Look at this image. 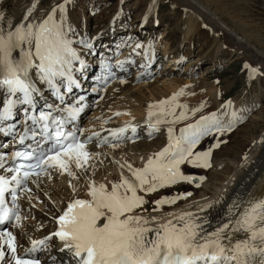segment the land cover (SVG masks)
<instances>
[{
    "label": "snow or ice",
    "instance_id": "6c2138e0",
    "mask_svg": "<svg viewBox=\"0 0 264 264\" xmlns=\"http://www.w3.org/2000/svg\"><path fill=\"white\" fill-rule=\"evenodd\" d=\"M37 3L27 10L21 23L0 26V94L3 95L0 123L7 124L0 135L11 134L15 138L17 125L10 122L17 110L24 128L17 141L23 150L12 152L10 164L7 154L0 151V171L9 174L0 175V264H45L38 254H43L48 264H264V199L247 205L243 200L233 201L227 209V221L212 231L208 230L211 219L200 215L209 211L211 205L197 212L168 213L171 218L164 222L141 214L147 211L143 207L147 195L179 182L199 187L204 177L184 174L181 166L209 169L212 152L220 147L221 141L217 139L203 151L196 150L197 146L214 132L230 131L238 119L233 112L225 125L216 113L202 115L186 123L177 134L173 125L190 119L188 106L175 103L184 95L183 89L169 99L148 105L147 135L151 137L160 131L159 125L168 124L167 144L149 157L142 169L129 164L131 180L121 175L119 182H112L110 187L89 183V199L76 198L68 203L55 218V231L42 239L29 237L30 247L20 244L17 235L8 228L20 227L14 223L21 220L17 200L21 193L31 192L29 182L39 186L42 181L52 179L53 172L72 179L77 178L79 171L87 172L92 154L86 145L94 139L98 147L112 148L125 140L138 139L137 128L131 124L109 130L104 138L93 133L82 139L80 129L69 128L84 105L80 97L69 103L67 96L81 87L80 79L87 71L82 52L74 46V30L66 19L67 7L73 0H62L53 5L45 18L30 20ZM75 44L79 49L92 47L84 39ZM135 48L140 49L141 45L137 43ZM100 66V80L106 86L117 77L109 63L102 61ZM150 66L141 65L145 69ZM118 67L122 68L123 63L119 62ZM244 68L249 79L259 72L248 64ZM119 83L125 81L119 79ZM45 91L57 101L55 105L47 102ZM203 108L201 104L191 109V117ZM177 109L182 110L177 114ZM129 130L132 135L126 136ZM29 139L32 143L25 145ZM5 147L0 145V149ZM73 164L77 172L72 170ZM6 194L12 206L6 201ZM191 195L186 192L163 196L154 201L152 210L160 211L163 206H171ZM233 234L237 236L234 242ZM54 238L60 245L56 253ZM225 240L230 243L226 245Z\"/></svg>",
    "mask_w": 264,
    "mask_h": 264
},
{
    "label": "bare ground",
    "instance_id": "6f19581e",
    "mask_svg": "<svg viewBox=\"0 0 264 264\" xmlns=\"http://www.w3.org/2000/svg\"><path fill=\"white\" fill-rule=\"evenodd\" d=\"M122 1L123 0H118V4H116L115 8L111 11L115 12L112 13L109 18L111 19L109 21L111 27L105 30L104 28L100 29L94 26L95 28H91L93 30V35L89 40H87L89 28L85 24V19H81L82 6L80 5L81 8L79 6L76 8L78 0H73V3L67 7L66 19L67 23L71 25L74 30L75 41L84 39L92 45L90 50L88 48L79 49V46L75 44L74 41V46H77L78 50L82 52L87 65H96L97 59L101 56L96 59L94 58V54L96 49L101 45H104V48L101 49L104 53H119L111 62L112 64L122 62L123 66L128 67V61L137 57L135 58L136 63L132 64V66H138V71L135 73V76L125 79L124 84L115 81L107 90L103 99L94 102L93 106H90L89 103L84 106V109L89 108L90 112L85 119V124L81 131L85 138L93 133H98L100 138H104L109 135V130L118 129L131 124L137 128V133L141 135V139L139 140V144H134L135 142L125 140L116 148L104 145L106 147L103 149L97 146V140L94 139L86 145V150L92 154L89 159L87 172H77L73 164L72 170L77 172V178L75 179L68 177L66 174L60 175L56 172L52 173L53 178L50 179L49 182L52 183L55 189L52 188L53 186L50 187L48 185V182H46L47 179L42 181L39 186L31 183L29 186L31 192L25 194L27 201L24 203L23 207L29 218L27 216L21 218V221H17L20 227H11L10 229L14 235H17L20 244L24 247H30L29 237L32 239H42L44 236L56 230L57 225L55 218L62 213L67 201L76 198L89 199L87 196L89 183H94L96 185L103 183L110 187L112 182H119L121 175L131 180V173L127 168L129 164L133 168L142 169L149 157L154 156L156 152H159L166 146L167 127L170 126L168 124L159 125L160 131L152 135L154 136L159 133L160 136L158 137H160L161 142L152 144L151 140L148 139V128L145 121L148 118L147 112L149 104H157L160 100L169 99L183 89L185 95L179 97L175 103L187 105L188 109L192 104V107H194L195 103L197 105H206V102L214 109L221 110L223 108L220 104V94L215 84L209 83V79L205 78L206 74L204 76L203 74L198 75V73L193 72L186 73L190 81H184V87L182 88L183 84H178L176 79L178 73L171 72L174 70L172 66L184 59L185 56L192 51H186V48H183L182 44L190 43L195 39V36L200 34V38L201 34L205 33V31L202 32L200 30L201 23L205 24H203L205 26L204 28L209 33L204 34V36H211L212 41L209 42L208 39H202L201 37L200 40L202 39L205 48L201 46L197 54L198 57L200 56L199 61L211 60L207 70L212 68L213 72L223 67L224 63L242 59L237 57L235 59L233 58L239 55L238 53H234L233 49L236 47H245V40L249 41V43L252 42V40H256L257 43L260 36L256 33L257 28L264 32V0H166L168 3H172L173 7L176 5L180 6L179 8L184 18V24L182 28H179V33L177 32L178 34H175V36L171 38L173 46H171V44L168 45L167 40L165 44L160 46L158 42L160 40H158L156 44H152L154 33L151 34V30L153 26L156 25V23L152 22L160 20L159 14L157 13V5L165 0H148L146 8L142 10L139 23L141 26L147 25L148 31L138 30L134 32V34L121 37L117 36V33L113 30H118L120 27L123 28L128 22L122 14L123 10L120 5ZM61 2L62 0H39L38 3L37 0H0V16L3 17V19L0 20V26H5L8 23L15 26L21 23L27 10L33 3H37V7L29 17L30 20L45 18L51 11L53 5ZM119 15L120 18L118 17ZM215 23L218 25H215ZM261 30H258L259 33L262 32ZM160 37L161 36H159V38ZM263 39L264 37L261 40ZM137 43L141 45L140 49L135 48ZM194 45H192L193 48ZM231 47H233V49H231ZM258 50L255 49L253 53L259 57L258 59H260V62L262 61L264 63V56L259 54L260 51L258 53ZM253 53H251V55ZM15 54L18 55V53ZM255 55H253V57ZM153 56L161 59H165L169 56V62L172 63L169 66L164 65V70L160 73H156V77L151 80L154 74L150 72L152 76L150 74L142 76L144 71L141 65L144 64V61L147 62L153 59ZM257 65L258 64H256V66ZM261 67L264 68L263 65ZM139 74L141 77H138ZM138 80H142L141 83H136L134 85ZM44 95L46 97V92ZM205 95L208 101L205 99ZM181 110L182 109H177V114ZM154 111L156 110L154 109ZM261 112L257 111L255 117H253V110L250 112L253 116H251V118L249 117L251 119L249 121V127L247 128V134L249 136H242L241 141L237 145L238 148L235 146L237 149L241 147V152L237 154V156H228L227 151V154L225 153L226 156L220 153H218V155H212V168L216 169L222 165L226 166L222 171L214 172L211 176L213 179L204 180L199 184V187H195L198 196L191 195L187 199L179 200L171 206L165 205L160 211L156 212L148 210V206H146L148 203H153V208L155 206L154 199L148 198V202L143 206L147 211H142L141 214L149 218L155 216L160 222H164L171 218L168 216V213L179 215L189 211L197 212L200 208H207L211 205L212 207L209 211L200 213V215L208 216L211 219L212 224L208 227V230L212 231L216 226L227 221V209L233 201L243 200L244 205H247L251 201L264 199V131L257 137H250V135L254 133L259 122H261ZM116 113H121V115H116ZM200 115L201 114H198V116ZM114 117H118L117 121H111V123L116 122L115 124L110 125L105 123ZM237 118H239V120L242 118V111ZM169 119H171V117H169ZM228 121V118H223L225 125L228 124ZM187 122L189 121L181 122L176 124L177 126L173 125V127H183L182 125ZM179 127L178 129L181 128ZM130 132L129 130L126 134ZM0 151L4 152L3 150ZM0 175L8 176L9 174L0 171ZM93 178H95V180ZM69 184L72 185L71 190L68 187ZM49 188L53 190L51 189V192H49ZM169 188L173 190V188L176 187L172 186ZM169 188L160 189V192L156 194L152 193V195L157 199L163 196H170V193L167 191ZM48 193L49 197L47 195ZM59 193L64 196V201L61 196H59ZM40 194L42 197H38ZM140 194L142 195V193ZM41 198L43 200L46 198V201L39 205L43 211L40 210L41 213L33 214L29 208H31V204L32 206L37 205V201L39 202ZM50 198L52 203L49 202ZM41 225L42 227H40ZM38 228L39 230H37ZM21 233H26V235H21ZM236 239L237 236L233 234L232 242ZM53 243L56 245V247L53 248V252L56 253L60 245L55 238L53 239ZM224 243L227 245L230 242L225 240ZM38 255L44 259L45 264H48V260L43 254ZM57 255L62 254L57 253Z\"/></svg>",
    "mask_w": 264,
    "mask_h": 264
},
{
    "label": "rangeland",
    "instance_id": "374dc122",
    "mask_svg": "<svg viewBox=\"0 0 264 264\" xmlns=\"http://www.w3.org/2000/svg\"><path fill=\"white\" fill-rule=\"evenodd\" d=\"M147 1L148 0H123L120 3L122 10H123V12H122L123 17L126 18L128 20V22L123 28L120 27V28H118V30L117 29L113 30L117 33L116 34L117 36L122 37L125 35H131V34H134V32H136L138 30H143V31L149 30L147 25L141 26V24L139 23L140 22V14L142 13V10H144L146 8ZM116 4H118V0H78L76 8H78L77 6H79L80 8L82 6V9H81L82 10V17H81V19H83V18L85 19V24L89 28V30H88L89 35L87 37V40H89L91 38V36L93 35V30L91 28L98 27L100 29L104 28L105 30H107L109 27H111L110 22H109L111 19H109V18H110L112 13H115V12H111V11H112V9L115 8ZM104 5H107V6H104ZM174 7L172 6V3H168V1H166V0L164 2H162L161 4L157 5V13L159 14L161 21L158 19L159 21H156V22L153 21L152 22V23H156V25L153 26V29L151 30V34L154 33L153 34L154 37L152 38V40H153L152 44L153 43L156 44V42L158 40H160L158 42L161 46L162 44H165V42L167 40L168 45L171 44V46H173V43L171 42V38L174 37L175 34L179 33V28H182L183 24H184V18L182 17V15H181L182 13H181V10L179 8L180 6L176 5ZM118 17L120 18V15ZM203 24L201 23L200 30L202 32L205 31L204 34H209L208 31L205 30V28H204L205 24L204 25ZM215 25H218V24L215 23ZM256 30H257L256 33H258L262 39L264 37V32L259 28H257ZM258 30H261L262 32H260V33H262V34H260ZM204 34H201L202 39H208L209 42H211L212 41L211 36L210 37L204 36ZM159 36H161V37L159 38ZM199 36H200V34L195 36V39L190 43L182 44L183 48H186V51H190V50H192V51H191V53H188L184 59L179 61L180 63L177 62L176 64H174L172 66V67H174V70H172L171 72L178 73L177 78L176 77H174V78L177 79L178 84H183L182 88L184 87V83L186 82V80L190 81L189 78L187 77L186 73L193 72V73H198V75L203 74L204 76L206 74L205 78L209 79V83L215 84L216 89L218 90V93L220 94V104H221V106H223V108L221 110L214 109L213 107L208 105L206 102V105H204V108L202 109V111L198 112L196 114L197 116H195V117L190 116V119L187 120L189 122H187V123L193 122V120H195V118H199L202 115H208L209 113L211 114L213 112L216 113L218 116H221L222 118H228V120H230V114L231 113L235 112L237 117H238V115L242 111V118L240 120L238 118L236 120V122L233 123L230 131L225 132V133H215L214 132L212 135L204 137L200 141V143L196 149L198 151L207 150L218 139L219 141H221L220 147L217 149H214L212 152V155L214 156V155H218V153H220V154H223V156H226V154L228 152V156L235 157V156H237V154H239L241 152V147L239 149H237L238 148L237 145L241 141V137L245 136V135L249 136L247 134V128L249 127L248 125L250 123L249 121L251 120L250 118H251V116H253V114H254L253 117H255V113L257 114V111L258 112L262 111L260 114L262 116V119H261V122H259V124L257 125L256 129L254 130V133H253L254 135L252 134V135H250V137H252V138L257 137V136L261 135L264 131V68L261 67L262 65L264 66V63L262 61L260 62L259 61L260 59H258L259 57L257 55H255V53H253L255 51V49H257V50L259 49L258 53L260 51L259 54H262L264 56V50H263L264 49V39L261 40L260 36H259V40H257V43H256V40L255 41L252 40L253 43L252 42L249 43V41L245 40L244 41L245 47H239V48L234 47L235 49H233V47H231V49L234 50V51L232 50L234 53L239 54L233 58L235 59L237 57V58H242L244 60L239 59L237 61H233V62L230 61L228 63H224L223 67L219 68L218 71L213 72L212 68L207 70L211 60L199 61L200 56L198 57L197 52L199 51L201 46L202 47L204 46V43L202 42V39L200 40L201 37L199 38ZM262 41H263V43H262ZM258 44L262 45V46H259ZM192 45H194V48ZM103 48H104V45H101L100 47H98L95 51L94 56H96L98 54L97 52H101V49H103ZM204 48H205V46H204ZM250 48H251V50H250ZM251 53H253V54L251 55ZM118 54L119 53H115V54L111 53L110 55H113V58H116V56ZM253 55H255V56L253 57ZM234 59H232V60H234ZM242 62H244V63H242ZM171 63L172 62H169V56H168L165 59H162L160 66H163V68H164L166 65L169 66ZM261 63H263V64H261ZM245 64H248L251 68L258 69L259 75L257 74V76H259V77L254 76V78H252L253 80L249 79V74H247L248 71L245 70V68H244ZM256 64H258V65L256 66ZM163 68H162V71L164 70ZM153 69L154 68L151 69L152 73L156 74V72L153 71ZM162 71H160V72H162ZM160 72H158V73H160ZM255 77H256V79H255ZM135 84L136 83H134V85ZM205 99L206 100L208 99L206 95H205ZM195 104H194V107H192L193 104L191 105V107L197 108L201 105V104H198V105L197 104L195 105ZM226 104L229 105V107L225 108L224 105H226ZM249 105H251V106H249ZM255 106H256V108H255ZM252 110H253V114L250 113ZM189 112H190L189 115H191V111H189ZM198 114H201V115L198 116ZM117 120H118V117H116V119L114 121H117ZM111 121L112 120H110V122ZM228 123H229V121H228ZM84 124H85V122L82 123V126H84ZM184 125H182V126H184ZM176 126H175V130L177 131L176 133L178 134L179 133V131H178L179 126L178 127H176ZM154 136H156V137L149 138L151 140L152 144H157V142H161L160 137H158V136H160L159 133L154 135ZM136 143L139 144V140L136 141L134 144H136ZM235 146H237V148ZM100 148L103 149V147H100ZM213 156H211V159H213ZM225 166L226 165H222L221 167L216 168V169L210 167L209 169L205 170V169H199V168H191V167H188L187 165H182L181 171L184 174H191V175H194L197 177L202 176V177H204V180H208V179L210 180V179H213L211 176L214 172L222 171L225 168ZM95 178H93V179L95 180ZM46 182H48V185L50 187L53 186L52 183L49 182V180H46ZM202 182H199V184H201ZM174 186L176 188H173V190H176V191H173L172 188L167 189V191L170 193V196L176 195L174 193L180 194V193H186V192H190L192 194V196H198V193L195 189L196 186H194L193 184L180 182L179 184L177 183ZM68 187L71 190L72 187H70V186H68ZM52 188L55 189L54 186ZM52 188H49L50 189L49 192H51ZM158 192H160V190H158L154 194H156ZM47 195L49 197V193ZM142 195H144V194L142 193ZM39 196L42 197L41 194L38 195V197ZM59 196H61L62 200L64 201L65 198H64V196H62L61 193H59ZM148 198H153L154 201L157 200V198L152 194L145 196L146 202H148ZM182 200H184V199H182ZM22 201H23V203H25L27 200L24 197L22 199ZM45 201H46V198L44 200L41 198L39 200V202L37 201V205L32 206V204H31V208H29V209L32 211L33 214L41 213L40 210L43 211V209L41 207H39V205H41V203H44ZM51 201L52 200L50 198L49 202H51ZM152 205H153V203H148L146 205V206H148V210L153 209ZM26 214L27 213H25V216H23L24 218L27 216ZM27 217L29 218V216H27Z\"/></svg>",
    "mask_w": 264,
    "mask_h": 264
}]
</instances>
